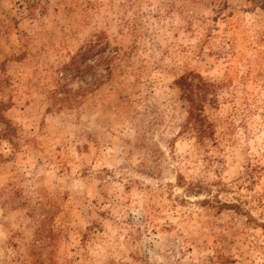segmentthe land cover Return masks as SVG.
I'll return each mask as SVG.
<instances>
[{"label":"rangeland","instance_id":"rangeland-1","mask_svg":"<svg viewBox=\"0 0 264 264\" xmlns=\"http://www.w3.org/2000/svg\"><path fill=\"white\" fill-rule=\"evenodd\" d=\"M0 264H264V0H0Z\"/></svg>","mask_w":264,"mask_h":264}]
</instances>
